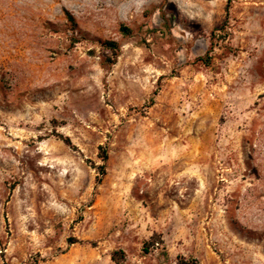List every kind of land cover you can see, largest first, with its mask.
Wrapping results in <instances>:
<instances>
[{
	"label": "rangeland",
	"instance_id": "1",
	"mask_svg": "<svg viewBox=\"0 0 264 264\" xmlns=\"http://www.w3.org/2000/svg\"><path fill=\"white\" fill-rule=\"evenodd\" d=\"M0 264H264V0H0Z\"/></svg>",
	"mask_w": 264,
	"mask_h": 264
},
{
	"label": "trees",
	"instance_id": "2",
	"mask_svg": "<svg viewBox=\"0 0 264 264\" xmlns=\"http://www.w3.org/2000/svg\"><path fill=\"white\" fill-rule=\"evenodd\" d=\"M66 14V17L67 19L69 20V22L72 24V26H75L76 25V22H75V19L73 17V15L66 10L65 12ZM121 30L122 31H126L127 28L126 27H121ZM103 45L106 46L108 49L111 50L112 53H115L118 45H117V42L113 41V40H107V41H104L103 42ZM58 136V138L62 139L64 141V143L68 144V145H71V142H70V139L66 136H63L62 134H56ZM101 148V152H100V159L105 162V160L107 159L108 157V154H107V151L105 148L103 147H100ZM97 169H98V174L100 176L104 175L105 174V166L104 164H100L97 166ZM118 254H120L119 252H113V256H112V259L113 260H118L120 259L121 256H118Z\"/></svg>",
	"mask_w": 264,
	"mask_h": 264
},
{
	"label": "crops",
	"instance_id": "3",
	"mask_svg": "<svg viewBox=\"0 0 264 264\" xmlns=\"http://www.w3.org/2000/svg\"><path fill=\"white\" fill-rule=\"evenodd\" d=\"M195 153H192L191 154V157H192V160H190L189 162H186L185 164H184V168H185V170H187V172H188V170H192V169H194V164H195V162H199L198 161V159H195ZM164 160H162L161 162H163ZM169 165L168 164H165L164 162H163V164H161V171H163V170H168V167ZM199 166V164H197V167ZM173 167L174 168H180V169H182V166H181V164H179V162H177L176 164H174L173 165ZM193 172H194V170H193Z\"/></svg>",
	"mask_w": 264,
	"mask_h": 264
}]
</instances>
